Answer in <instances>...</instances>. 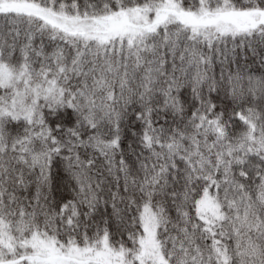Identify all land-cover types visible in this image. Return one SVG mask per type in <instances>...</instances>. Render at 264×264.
<instances>
[{
	"label": "snow or ice",
	"instance_id": "1",
	"mask_svg": "<svg viewBox=\"0 0 264 264\" xmlns=\"http://www.w3.org/2000/svg\"><path fill=\"white\" fill-rule=\"evenodd\" d=\"M0 264H264V0H0Z\"/></svg>",
	"mask_w": 264,
	"mask_h": 264
},
{
	"label": "trees",
	"instance_id": "2",
	"mask_svg": "<svg viewBox=\"0 0 264 264\" xmlns=\"http://www.w3.org/2000/svg\"><path fill=\"white\" fill-rule=\"evenodd\" d=\"M56 180H57V178L54 176V177H53V183H54V184L56 183Z\"/></svg>",
	"mask_w": 264,
	"mask_h": 264
}]
</instances>
